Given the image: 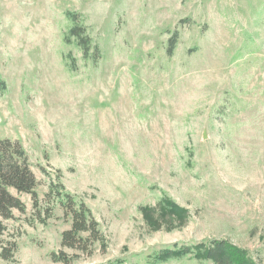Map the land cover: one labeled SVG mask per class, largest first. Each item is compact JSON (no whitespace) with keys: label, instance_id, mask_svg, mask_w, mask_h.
<instances>
[{"label":"rangeland","instance_id":"374dc122","mask_svg":"<svg viewBox=\"0 0 264 264\" xmlns=\"http://www.w3.org/2000/svg\"><path fill=\"white\" fill-rule=\"evenodd\" d=\"M66 11L96 65L64 44ZM0 75V138L24 147L39 200L59 175L106 238L71 264H212L152 255L213 239L264 264V0H0ZM161 197L184 220L160 218ZM19 198L4 221L15 261L0 264H60L49 255L69 221L56 206L42 225Z\"/></svg>","mask_w":264,"mask_h":264},{"label":"trees","instance_id":"16d2710c","mask_svg":"<svg viewBox=\"0 0 264 264\" xmlns=\"http://www.w3.org/2000/svg\"><path fill=\"white\" fill-rule=\"evenodd\" d=\"M65 17L70 26L64 32V44H74L81 52L84 61L96 65L100 59V49L88 34V29L77 14L66 11ZM176 33H173L167 44V54H172L176 44ZM67 70L76 69L75 60L70 55L64 56ZM7 90V84L0 75V97ZM45 174V171H42ZM38 182L31 170L28 155L19 140L0 138V259L14 262L18 245L14 236H7L4 221L13 219V210L24 213L25 204L19 198L27 194L32 201L34 220L45 225L53 216L54 207L58 206L63 218L69 221V228L60 234L58 251L50 252L53 263L71 264L80 254L90 255L98 249L104 252L107 241L101 231L100 224L93 216L91 209L79 196L67 191L57 175L49 182L48 191L43 202L36 193ZM15 193V194H14ZM160 218L166 216L184 220V210L167 197H161L157 202ZM143 216L148 220L153 210L142 208ZM68 251L77 252L70 254ZM155 263H166L171 260L191 258L196 261H209L212 264H256L248 252L226 240H207L189 245H173L164 247L152 255Z\"/></svg>","mask_w":264,"mask_h":264}]
</instances>
